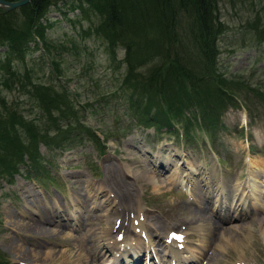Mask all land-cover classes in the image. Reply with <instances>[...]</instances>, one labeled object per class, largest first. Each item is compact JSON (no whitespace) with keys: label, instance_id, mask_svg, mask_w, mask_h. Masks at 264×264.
Returning <instances> with one entry per match:
<instances>
[{"label":"rangeland","instance_id":"1","mask_svg":"<svg viewBox=\"0 0 264 264\" xmlns=\"http://www.w3.org/2000/svg\"><path fill=\"white\" fill-rule=\"evenodd\" d=\"M72 3L71 0L49 3L43 23L45 51L41 42L30 43L24 55H10L8 63H4L5 45H0L3 118L8 117L4 109L7 107L38 125L47 124L45 114L41 113L44 109L27 90L32 89L31 83L65 90L72 110L75 109V116L67 117L73 128L62 140L53 125L49 132L37 134L45 133V138H38L36 156L32 151L33 156L27 157L29 139L26 131L19 128L16 130L25 150L21 153L22 160L16 159L12 149H0V158L6 156L8 162L0 164V170L14 163L17 169L10 175H0L1 264H73L83 257L88 264H115L109 251L120 245L116 237L123 243L130 241L129 244L136 238L137 255L143 257L146 241L141 239L147 240L146 234L149 239L158 240L147 247L150 258L156 264H171L166 254L171 246L167 249L165 230L179 231L182 235L183 248H179L178 255L181 263L187 259L184 264H264L263 211L249 208L239 216L235 212L238 204L233 199L238 183L241 184L238 193L244 194L243 183L250 166L264 168V33L250 27L258 17L254 24L260 30L264 0H216L215 12L221 29L213 43L218 51L216 67L207 71V76L196 62L193 64L198 49L191 40L186 20H182L184 27L179 36L172 40L175 46H170L163 36V44L158 43L160 52L172 50L178 44L179 56L193 64V85L186 84L184 90L177 87L181 102L170 95L160 99L153 91L160 86L157 81L160 76L149 67L156 65L160 54L126 72L122 46L109 49L107 38L96 29L100 15L89 10L79 12L72 8ZM141 54L139 49L133 55ZM26 71L28 75L24 76ZM215 74L219 75L217 80ZM164 84L161 88L167 89ZM197 98L201 102L189 101ZM169 99L175 105L190 102L191 107L183 105L180 111L187 120L175 118L171 124L159 125L142 122L143 115L154 113V117L160 118L161 101ZM198 116L209 128L194 123ZM156 156L159 166L150 163ZM164 162H169L166 167H162ZM199 172L210 177L211 182L207 191L195 193L193 186L203 184ZM193 207H202L210 221L229 233L223 235L219 231L213 242L208 243L214 238L211 227L201 220L187 219ZM37 221L48 229L32 232L31 223ZM150 221L160 225L156 226V232L150 231L153 226ZM117 232L122 236L116 235ZM10 242L23 246L25 254L20 253L22 248H9ZM216 243H223V248ZM102 244L108 250L100 249ZM31 249L39 250L36 257L27 254ZM49 250L57 253L52 258L45 257ZM65 250L70 256L58 252Z\"/></svg>","mask_w":264,"mask_h":264},{"label":"trees","instance_id":"2","mask_svg":"<svg viewBox=\"0 0 264 264\" xmlns=\"http://www.w3.org/2000/svg\"><path fill=\"white\" fill-rule=\"evenodd\" d=\"M53 1L54 0H29L23 5L5 12L0 9V45H5L4 63H8L10 55H15L16 57L24 55L30 47V43L37 45L38 42H41L40 46H42L41 48L45 51L47 47L43 42V38L46 24L43 23H46L44 18L46 17L45 14L48 5L49 3H53ZM72 1V8L78 9L79 12L87 13L86 11L89 10L90 12L94 11L97 15H100L101 19L96 29L102 32L107 38L109 49H112L116 45L122 46L125 55L126 72H132L139 66L147 64L153 59L152 57H154L156 53L160 54L161 58L160 56L156 58V65H151L149 67V69L156 73L155 75L160 76L157 80L160 86L154 87L153 90L158 94L160 99H163L166 95H170V97L174 98L177 102L183 101L182 98L177 96V87H181L184 90L183 87H186V84L188 86L193 85L192 79L194 76L191 71L194 69L191 66H193L195 62L205 72L206 76L208 75L207 71H213L216 67L214 61L216 60L215 56H217L216 53L218 51L214 49L215 46L213 43L215 44V38L221 29L219 28L221 23L218 21L215 12L216 0H71V2ZM182 20H186L188 23V28H190L193 37L191 40L194 47L198 49L195 53V58L192 60L193 64L189 59L179 56L176 50V48L179 47L178 44L176 47H173L172 50L167 49L165 53L159 51L161 48L158 43L163 42V36L168 39L169 45L175 46L172 40L179 36V30L184 27L181 26V24L183 25ZM255 20H258V17H256ZM255 20L253 21V26L250 25V27H254L256 32H261L262 29V33H264V22L261 24L259 30L257 24H254ZM145 33L150 36L145 35ZM139 49H142V54L138 57L134 56L133 54L137 53ZM152 51H155V53L151 54L153 53ZM27 75V71L24 72V76ZM217 77H219V75L215 74L214 78L216 80L218 79ZM28 80L27 82L30 84V80ZM166 82H169V84ZM163 84L168 88H161V86L165 87ZM220 84L219 82L217 85ZM169 85L171 91L169 90ZM31 87L32 89L27 90L30 91L31 95L36 97L34 101L37 105L44 109V112L41 111V113L45 114V120L47 121L46 125H38L34 123L33 119L26 118L20 112L16 113L13 110L9 111L7 107L4 109L8 117L5 119L3 115L0 114V149H12L15 155H17L16 159L20 161L22 160L21 153L25 150L22 147V141L19 140L21 137V135L18 134L19 130L17 131L16 128L26 131V137L29 139L26 155L31 158L33 156L31 154L32 151L33 154L35 153V156L38 153L36 150L38 138L41 140L45 138V133L37 135L39 132H49L50 126L53 125L52 127H54V130H57L62 140V138L67 135L66 132L73 128L68 124L67 117L70 118V116H75V109L72 110V103L65 90H54L50 85L45 83H31ZM217 87L220 88V86ZM48 93H51V95L49 96ZM262 95H264V93ZM189 97L191 98L190 94ZM221 98L222 96H220V99ZM189 101L198 103L201 102V99H189ZM161 102L163 106L161 108L163 111L162 116L160 118L154 117V113L153 115H143L144 119H141L143 123L147 124L151 122L155 123V125H159L161 123L171 124L173 123L172 119L175 118L177 121L183 120L184 122L187 120L180 111L183 105H185L186 108L191 107L190 102L187 101V103L184 102L181 105L169 103L170 99L168 102H165V100ZM148 104L149 103H147V105ZM215 118L216 116H214V121ZM203 121L205 122L202 116H198V120H195L194 123L201 128V126H206ZM206 127L209 128V124ZM30 128L32 129L31 131H29ZM91 133L98 140L97 136L94 135L92 131ZM0 157H2V155H0ZM6 158V156H4L3 160L0 158V164L4 163L6 165L8 163L5 161ZM15 171H17V169L14 163L11 167L8 166L7 169L0 170V175H10ZM0 260H2L1 257Z\"/></svg>","mask_w":264,"mask_h":264},{"label":"bare ground","instance_id":"3","mask_svg":"<svg viewBox=\"0 0 264 264\" xmlns=\"http://www.w3.org/2000/svg\"><path fill=\"white\" fill-rule=\"evenodd\" d=\"M162 160L164 161L165 160V157L164 156H162ZM170 161V160H169ZM151 162V164L153 165V166H159L158 164H157V162H158V157L156 156V157H154L153 158V160L152 161H150ZM169 162H164V163H162V167H166L167 166V164H168ZM161 167V168H162ZM252 167V168H251ZM261 166H258V168L259 169H257L256 167H255V165H251L250 166V168H249V170H248V177H247V179L244 181V183H243V186L245 187V190H244V194H241V193H238V191L241 189V184L240 183H238L237 185H236V188L234 189V192L236 191V193H235V195H234V197H233V199H236V202H237V204H238V208H240V210H238V208L237 209H235V212H237L238 211V214L240 213H243V212H246V211H249V208H253V209H255V210H260V211H263V215H264V168L262 167V168H260ZM254 168V169H253ZM151 172H153V173H155L154 172V170L152 171L151 170ZM150 173V172H149ZM203 174V172L201 173V172H199V175H201V182H203V184L199 187H197V186H193V190L195 191V193H196V191H199V192H201V191H204L205 189H206V191H207V187H209L208 186V184L211 182V180H210V177H205V176H203L202 175ZM190 175H192L193 176V174H191V172H190ZM153 175L150 173L149 174V177H152ZM115 178V177H114ZM191 177L190 178H188V181H189V183L191 184ZM218 184H219V182H218ZM122 185V184H121ZM128 185V184H127ZM191 187V186H190ZM127 188V187H126ZM216 188H217V190H219V185L218 186H216ZM222 188V186L220 187V189ZM126 192V191H125ZM122 195V202H125L124 200H125V196H124V193H122L121 194ZM127 197V196H126ZM129 199V198H128ZM118 204V203H117ZM202 205V204H201ZM130 206V205H129ZM134 206V205H133ZM138 206V205H137ZM202 207H205V205H203ZM202 207H196V208H198V209H196V208H192V210H189V217L187 218V219H190V218H192V219H194V220H201L202 222H205V224L207 223L210 227H211V231H210V233L212 234V237H214V234L216 233V234H218V232L220 231V233H222L223 235L224 234H226V233H229V231L227 230V229H222V228H220L215 222H213V221H210L209 220V218L207 217V216H205V212H206V210H205V212L204 211H202ZM140 208V207H139ZM136 210V209H135ZM125 211V210H124ZM214 211V210H213ZM241 211H243V212H241ZM59 212V211H58ZM127 212V211H126ZM209 212V211H208ZM134 213V212H133ZM249 213H251V212H249ZM240 214H239V216H240ZM244 214V213H243ZM57 215V214H56ZM133 215V214H132ZM143 216V215H142ZM151 217V216H150ZM232 217H230V218H228V219H225V218H223L224 220H230ZM186 219V220H187ZM160 220V219H159ZM180 220V219H179ZM212 220V219H211ZM261 220L262 221H264V216L261 218ZM140 221V220H139ZM148 221V220H147ZM152 224H153V226H152V229L150 230V231H157V227H159L158 226V223H155L154 221H150ZM162 222V221H161ZM187 222V221H186ZM190 222V221H189ZM201 222V223H202ZM29 223V222H28ZM146 223V222H145ZM131 224H133V223H131ZM196 224H198V223H196ZM263 224H264V222H263ZM31 225H32V232H37V233H41V232H43V231H45L46 229H48V227L47 226H45L43 223H41L40 221H37V222H32L31 223ZM199 225V224H198ZM132 226V225H131ZM155 226V227H154ZM157 226V227H156ZM133 227V226H132ZM166 227V226H165ZM203 227H204V224H203ZM160 228V227H159ZM250 228V227H249ZM136 229V228H135ZM245 229V228H244ZM248 229V228H247ZM264 229V228H263ZM144 230V229H143ZM209 230V229H208ZM59 231H61V230H59ZM58 231V232H59ZM166 231V230H165ZM245 231V230H244ZM243 231V232H244ZM25 232V231H24ZM174 232V231H173ZM176 232V231H175ZM30 233V232H29ZM60 233V232H59ZM58 233V234H59ZM209 233V234H210ZM247 233V232H246ZM249 233H250V231H249ZM32 235V234H31ZM53 235V234H52ZM101 235V234H100ZM102 235H104V233L102 234ZM222 235V236H223ZM231 235V234H230ZM105 236V235H104ZM129 236V235H128ZM150 236V235H149ZM181 236V235H180ZM228 236V235H227ZM143 237V236H142ZM162 237H163V235H162ZM129 238V237H128ZM164 238H165V236H164ZM168 238V237H167ZM223 238V237H222ZM228 238V237H227ZM131 239V238H130ZM153 240H151V239H149V238H147V240H145L146 241V249H145V252H144V256L143 257H141L140 259H139V263H142V264H151V258H150V254H149V252H148V249H147V247H149V246H151L152 244L154 245V243L157 241V243H158V240L155 238H152ZM215 239V237L213 238V239H209V242L208 243H212L213 242V240ZM224 239H226V238H224ZM109 240V239H108ZM127 240V239H126ZM228 240V239H227ZM152 241V242H151ZM170 241H171V243H172V245L170 244V243H167L168 244V246H167V249H168V247H169V245L171 246V247H169V249L167 250L168 252H169V257H170V262L171 263H176V264H178L179 262H180V258H178V255L180 254V252H181V250L179 249V247L178 246H175L174 245V242L176 241L174 238L172 239V238H170ZM180 241H181V237H180ZM224 241V240H223ZM222 241V242H223ZM15 242V241H14ZM136 242V241H135ZM135 242H134V244H130V247H129V249H127V250H125V249H122V253H120L121 255H122V261L120 262V260L117 258V257H115V256H113L112 254L110 255V260H111V262L112 263H115V264H134L133 263V260H135L136 258H138V253H139V251H138V247L136 246V244H135ZM154 242V243H153ZM229 242V241H228ZM224 243H226L225 241H224ZM109 244V243H108ZM219 247H220V249L221 248H223V243H220V244H218V243H216ZM84 245V244H83ZM92 245V244H91ZM111 245V244H110ZM8 247L9 248H12V249H15V248H22L21 250H20V253L21 254H25V248L23 247V246H21V245H18L17 243H8ZM84 247V246H83ZM104 246L103 245H101L99 248L101 249V248H103ZM153 247V246H152ZM35 248V247H34ZM130 248H131V252H132V255L131 256H129L130 255ZM154 248V250L156 249L155 248V246L153 247ZM159 248V247H158ZM217 249V248H216ZM219 249V248H218ZM32 250V249H31ZM31 250H28V252H27V254L30 252V255H32L33 257H36V254H35V252H37V251H39L38 249H33L32 250V252H31ZM105 250V249H104ZM43 251H45V250H43ZM164 251V250H163ZM59 252V254H67V256H70V254L65 250L64 251V253L62 252V251H58ZM86 252V251H85ZM57 252H53V251H46L45 252V254H44V256L46 257H49V258H52L53 257V255L54 254H56ZM157 253V252H156ZM209 253V252H208ZM218 253V252H217ZM211 254V253H210ZM92 255V254H91ZM96 255V254H95ZM62 256V255H61ZM210 256H207L206 258H209ZM64 258V257H63ZM212 258V257H211ZM215 258V257H214ZM24 259V258H23ZM84 257H83V259H81L80 261H76V262H74L73 264H80V263H82V262H86V264H88V262L87 261H84ZM210 259V258H209ZM205 261V260H204ZM203 261V262H204ZM210 261H212V259L210 260ZM90 262V261H89ZM43 263V262H42ZM70 263V262H69ZM185 263V262H184ZM39 264V263H38ZM206 264V263H205Z\"/></svg>","mask_w":264,"mask_h":264},{"label":"water","instance_id":"4","mask_svg":"<svg viewBox=\"0 0 264 264\" xmlns=\"http://www.w3.org/2000/svg\"><path fill=\"white\" fill-rule=\"evenodd\" d=\"M29 0H0V9L5 12L25 4Z\"/></svg>","mask_w":264,"mask_h":264}]
</instances>
